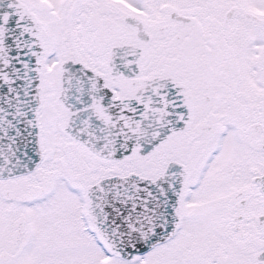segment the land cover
<instances>
[{
    "label": "snow or ice",
    "instance_id": "obj_1",
    "mask_svg": "<svg viewBox=\"0 0 264 264\" xmlns=\"http://www.w3.org/2000/svg\"><path fill=\"white\" fill-rule=\"evenodd\" d=\"M0 264H264V0H0Z\"/></svg>",
    "mask_w": 264,
    "mask_h": 264
}]
</instances>
